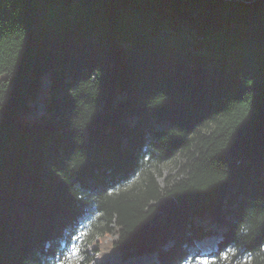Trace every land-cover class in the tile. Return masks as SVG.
<instances>
[{
  "label": "trees",
  "instance_id": "obj_1",
  "mask_svg": "<svg viewBox=\"0 0 264 264\" xmlns=\"http://www.w3.org/2000/svg\"><path fill=\"white\" fill-rule=\"evenodd\" d=\"M83 228L75 264H184L207 237L258 264L264 0H0V264H58Z\"/></svg>",
  "mask_w": 264,
  "mask_h": 264
},
{
  "label": "rangeland",
  "instance_id": "obj_2",
  "mask_svg": "<svg viewBox=\"0 0 264 264\" xmlns=\"http://www.w3.org/2000/svg\"><path fill=\"white\" fill-rule=\"evenodd\" d=\"M42 111V106L37 105L34 110V114H39ZM178 170V159L175 161H170L162 164L159 167V171L155 173L157 181L161 187L164 186V179L167 176L175 177V174ZM97 234L90 230L83 228L74 241L72 242L69 250L66 252L62 261L58 264H75L80 255L82 254V250L87 246L88 242L95 238ZM115 238L114 235H111L109 239ZM196 249L200 251L199 256L192 258L191 260L186 261L184 264H253L252 258L246 255L238 254L235 257L227 256V253L223 254L222 257L218 261H214V259L208 255L211 253L215 246V237H207L202 240L196 241ZM107 262L109 264H119V258L117 254H110L107 256ZM148 258L145 256L142 257H133L126 262V264L137 263L140 264L144 261H147ZM258 264H264V254L255 260Z\"/></svg>",
  "mask_w": 264,
  "mask_h": 264
},
{
  "label": "water",
  "instance_id": "obj_3",
  "mask_svg": "<svg viewBox=\"0 0 264 264\" xmlns=\"http://www.w3.org/2000/svg\"><path fill=\"white\" fill-rule=\"evenodd\" d=\"M176 206L175 199L171 195L164 196L156 203L154 210L150 216L151 226H155L164 216L172 211ZM137 253L132 251V257H136Z\"/></svg>",
  "mask_w": 264,
  "mask_h": 264
}]
</instances>
